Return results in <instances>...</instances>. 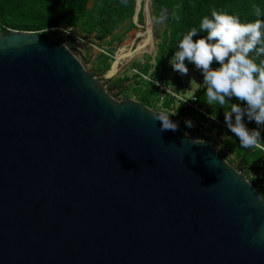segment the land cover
Returning <instances> with one entry per match:
<instances>
[{
    "label": "water",
    "instance_id": "1",
    "mask_svg": "<svg viewBox=\"0 0 264 264\" xmlns=\"http://www.w3.org/2000/svg\"><path fill=\"white\" fill-rule=\"evenodd\" d=\"M113 65L97 79L59 40L0 35V264H264L243 162L110 96Z\"/></svg>",
    "mask_w": 264,
    "mask_h": 264
},
{
    "label": "trees",
    "instance_id": "2",
    "mask_svg": "<svg viewBox=\"0 0 264 264\" xmlns=\"http://www.w3.org/2000/svg\"><path fill=\"white\" fill-rule=\"evenodd\" d=\"M256 6L264 11V0H151L152 20H161L160 16L165 18L164 38L157 47L159 55L156 59L158 65L162 66V72L169 71V58L175 51L182 35L192 27L199 28L200 19L205 15L210 16L213 8L235 14L241 21H251L257 19ZM135 9V0H0V35L6 34L9 30L40 33L48 37L67 33L71 36L76 34L92 46L94 44L98 47L106 45L108 49L98 53L97 57L99 65H101L98 71L105 74L111 69L114 61V53L117 48L113 45L117 41L121 44L123 34L119 36L116 33L122 28L126 29L125 33L136 28L133 21ZM138 23L144 24L143 10L139 14ZM203 34L199 33L198 35ZM196 38L194 36L193 40ZM68 48L72 51L70 47ZM92 49L90 46L89 51ZM89 58L91 57L89 56ZM185 62L197 75L202 76L192 64ZM133 66L140 71V75H148L151 68L148 62L145 65L135 64ZM212 66H216L215 61ZM150 77L168 85L164 76L160 77L157 73H152ZM181 78V74L177 71L175 81L179 84L177 85L178 92L181 90ZM129 80L128 77L110 80L109 87H115L112 95L125 99H130L133 95L140 103L153 110L161 111L158 106V88H149L153 84L141 78L136 82L133 94H130V86L126 85ZM205 87L206 85L196 93L201 107L207 105ZM200 91L203 92L200 93ZM232 100L237 102L234 97ZM171 103L172 100L163 103V108L168 109ZM223 110H227V105L224 109L217 107L216 120L225 124ZM168 116L172 120H176L178 126L191 135L200 133V127L205 129V123L210 125L209 131L215 132L217 137L225 138L231 135L230 139L226 140L227 149L236 160L243 162L246 178L255 186L264 200V151L262 149L242 148L234 134L223 129L217 121H209L205 114L194 109L180 107L175 116L170 114ZM186 118H190L194 122V127L188 128L184 124ZM247 126L249 128L257 127L253 121H248ZM201 137L203 140L212 141L205 135H201ZM261 138L264 143V131L261 132ZM213 143L216 145L215 142ZM228 162L234 164L232 160H228Z\"/></svg>",
    "mask_w": 264,
    "mask_h": 264
},
{
    "label": "clouds",
    "instance_id": "3",
    "mask_svg": "<svg viewBox=\"0 0 264 264\" xmlns=\"http://www.w3.org/2000/svg\"><path fill=\"white\" fill-rule=\"evenodd\" d=\"M255 15V20L241 21L235 14L213 8L210 16L200 19L199 28L192 27L182 35L168 63L180 74L189 71L185 61L199 70L206 85V103L213 109L207 113L209 119L216 120L217 107L224 109L227 105V110H223L224 123L240 146L264 149V11L256 6ZM176 93L179 94L177 90ZM233 97L237 102H233ZM156 119L161 121L162 129L175 130L178 126L169 117ZM248 121L257 127L249 128ZM184 124L194 127L190 118Z\"/></svg>",
    "mask_w": 264,
    "mask_h": 264
},
{
    "label": "rangeland",
    "instance_id": "4",
    "mask_svg": "<svg viewBox=\"0 0 264 264\" xmlns=\"http://www.w3.org/2000/svg\"><path fill=\"white\" fill-rule=\"evenodd\" d=\"M145 1H147V0H143L144 3H145ZM148 9H149L148 11H149L150 17H151V25H150L151 29H150V31L153 35L152 45L149 43L142 52L136 53L135 56H133L127 60L122 61L121 64H118L116 74L111 79L106 80L105 82L102 81L103 82L102 87H104L107 90V92L109 93V95L112 96L113 98H115L116 100L125 99V98H121V97H115L112 95V92H114L115 87H112V86L109 87V81L115 80L117 78L128 77L130 79L128 81V83H126L127 86L128 85L130 86V92H129L130 94H133V91H134L135 86H136V82L141 80V78L144 81H148L149 78H152V77H150V74H152V73H157L160 77L164 76V78L167 79V84H168L167 86L174 91L177 90V87H178L177 85H179L177 83V81H175L176 77H177V71H173L172 67L170 65V69L167 73L162 72V66L158 65V62L156 60L158 55H159V53L157 52V47L163 41V38H164L163 32L165 30V22H164L165 18L162 20H157V21L152 20L151 0H149ZM143 16H144V24L141 25L138 23V25H136L135 29H133L127 33H125V31H126L125 28L120 29L116 33L119 36H121L122 34L123 35L121 38V44L117 41L113 45L117 48V49H115V53H114V61H115V59H117V57H119L122 54V52H124V51L129 52L132 50L135 51L138 49L139 44H140V37H138V36L145 29V25H146L147 19H148V17L146 15H143ZM52 38L56 39V40H60L63 44L70 47L72 49V52L82 62L84 68L87 71L94 73L95 77L97 79H101V77H103L105 74H107V73L104 74V73L98 71L101 65H99L100 63L98 62L97 57H98V53L105 52L108 49V46L104 45L103 47H98V45H96V44H94L92 46L90 43L86 42L85 40H83L79 36H76V34H75V36H71L67 33H64L63 35L62 34H56ZM90 46L93 48L91 51H89ZM89 56L91 58H89ZM147 62L149 63L151 68L149 70V74L144 75L146 78H143L142 75H140V71L136 70L133 65H135V64L145 65ZM188 69H189V71L187 74H181V77H182L181 78V90L179 91V94L178 93L177 94L179 95L180 98L190 100L194 96H196V93L198 92V90L201 87L205 86V84L203 83L202 76L197 75L192 69H190L189 66H188ZM99 81H101V80H99ZM152 87L153 86H150L149 88H152ZM202 92L203 91H200V93H202ZM130 99L136 100L133 95H131ZM136 101H138V100H136ZM158 106L161 108L160 112H163L167 115L170 114L172 116H175V114H177V112H178V109L180 108L179 104L176 103V101H175V102H172L171 108L164 109L163 103H161L159 101V98H158ZM203 107L205 109L207 108L208 112L213 110L212 106H210L208 104L204 105ZM202 113L207 115V112H205L204 110ZM205 117L208 118L209 121H217V120H211L207 116H205ZM217 123L223 129L228 130L226 128L225 124H222L219 121H217ZM204 126H205V129L200 127L201 128L200 133H198V134L192 133V136H194V138H196L197 140H203L201 135L202 136L205 135L206 137L211 138V140L214 139L213 141H216V148L219 150L220 154L222 156L224 155L227 160H232L234 163L233 166L236 168H239L238 160L235 159L233 154H231L228 151V149H226V147H222V145L220 144L221 142L218 141V140H224V138L217 137L215 132L209 131L210 125L208 123H205ZM230 136L231 135H228L227 137H225L226 138L225 140H228V138ZM259 177H262V176H259Z\"/></svg>",
    "mask_w": 264,
    "mask_h": 264
},
{
    "label": "built area",
    "instance_id": "5",
    "mask_svg": "<svg viewBox=\"0 0 264 264\" xmlns=\"http://www.w3.org/2000/svg\"><path fill=\"white\" fill-rule=\"evenodd\" d=\"M142 77L146 78L144 75H142ZM147 82H151L153 84L154 88H158V90H159L158 98H159V101L161 103H165L168 100H172V102L176 101V103H178L179 105H182L184 107H189V108L194 109L196 111H199L201 113L203 112L196 96H194L190 100L183 99V98L179 97V95L176 93V91L172 90L167 85H164L159 80L149 78ZM206 116L208 117V115H206ZM212 140H214V139H212ZM262 150L264 151V149H262Z\"/></svg>",
    "mask_w": 264,
    "mask_h": 264
},
{
    "label": "bare ground",
    "instance_id": "6",
    "mask_svg": "<svg viewBox=\"0 0 264 264\" xmlns=\"http://www.w3.org/2000/svg\"><path fill=\"white\" fill-rule=\"evenodd\" d=\"M150 25H151V22L149 21V19H147V23H146L145 29H144L145 31L143 30L138 36V37H140V44H139L138 49L135 51L132 50L129 52L128 51L122 52V54L119 57H117V59H115V61L113 62L114 65H113L112 72L110 73L111 75L116 73L118 64H121L122 61L127 60V59L135 56L136 53L142 52L149 43L152 45L153 35L150 31V29H151ZM97 84L102 85L103 82L98 81Z\"/></svg>",
    "mask_w": 264,
    "mask_h": 264
},
{
    "label": "crops",
    "instance_id": "7",
    "mask_svg": "<svg viewBox=\"0 0 264 264\" xmlns=\"http://www.w3.org/2000/svg\"><path fill=\"white\" fill-rule=\"evenodd\" d=\"M169 108V107H168ZM204 108V107H203ZM204 110H205V112H207V108L205 109L204 108ZM208 113V112H207ZM218 141H220L221 143V145H222V147H226V140H225V138H224V140H218ZM216 143V142H215ZM216 146V145H215ZM255 148V147H254ZM226 149H227V147H226ZM251 149H252V147H251ZM254 150V149H253ZM229 151V150H228ZM230 152V151H229ZM231 153V152H230ZM232 154V153H231ZM239 162V161H238ZM240 164H241V162H239V165L238 166H240ZM253 175V174H252Z\"/></svg>",
    "mask_w": 264,
    "mask_h": 264
}]
</instances>
